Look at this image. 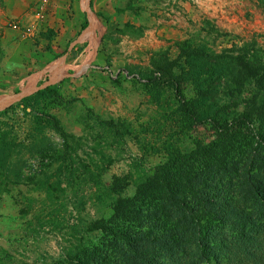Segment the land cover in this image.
Instances as JSON below:
<instances>
[{
    "label": "rangeland",
    "instance_id": "1",
    "mask_svg": "<svg viewBox=\"0 0 264 264\" xmlns=\"http://www.w3.org/2000/svg\"><path fill=\"white\" fill-rule=\"evenodd\" d=\"M86 65L28 97V112L19 102L0 109V148L13 151L0 162V264H55L94 239L88 228L109 215L114 178L133 197L156 167L201 159L203 141L220 145L182 101L222 124L244 114L258 91L251 72L264 66V0H0V103ZM216 151L249 172L228 188L261 199L243 203L254 216L247 239L227 228L200 264H264V148L241 128Z\"/></svg>",
    "mask_w": 264,
    "mask_h": 264
},
{
    "label": "trees",
    "instance_id": "2",
    "mask_svg": "<svg viewBox=\"0 0 264 264\" xmlns=\"http://www.w3.org/2000/svg\"><path fill=\"white\" fill-rule=\"evenodd\" d=\"M97 16L104 20L102 14ZM88 27L86 20L82 31ZM256 67L258 72L253 70L251 77L256 81L258 91L255 95L253 90L248 92V101L240 104L245 108L244 114L231 123L200 119L182 101L187 118L196 128L211 132V139L220 143L217 147L234 138L242 128L264 148V140L260 138L264 129V66ZM262 70L263 78H260ZM46 92H51V88L40 93ZM27 101L28 98L18 103L25 112L29 110ZM70 138L75 137L65 136L64 139ZM217 147L208 149L203 141L195 155L201 159L184 156L156 167L137 184L133 197H126L127 184L114 178L105 189L114 194L111 199L104 200L109 215L88 228V233L96 234L94 239H83L61 255L55 264H200L213 257L215 241L226 242H221L218 237L225 235L227 228L232 229L233 239L244 242L247 239L244 223L254 216L248 218L242 209L243 203L249 198L257 197L258 201L261 197L255 189L247 192L242 189L236 195V191L228 188L227 181L231 177L249 176V172L245 166L239 167L235 157L226 161L224 157L227 155L221 157ZM33 150L36 155L46 158L51 153L48 149ZM12 154L11 147L7 150L0 148V162L7 164ZM19 177L16 171V178ZM230 203L238 208L226 212L224 208ZM253 233L257 234L256 231ZM230 252L241 258V252L235 248Z\"/></svg>",
    "mask_w": 264,
    "mask_h": 264
},
{
    "label": "water",
    "instance_id": "3",
    "mask_svg": "<svg viewBox=\"0 0 264 264\" xmlns=\"http://www.w3.org/2000/svg\"><path fill=\"white\" fill-rule=\"evenodd\" d=\"M89 65L83 66L78 72L76 73H72V74H62L60 76L54 77L52 80H50L49 82H47L46 84H43L41 87H35L32 89H28L27 91L24 92H20L17 93L13 98H11L9 101H7L3 106L0 107V109H2L3 107H6L7 105H10L12 103H18L21 102L22 100L34 95L35 93H37L40 90H44L46 88L52 87L58 83H60L61 81H63L64 79L67 78H77L79 77L81 74H84L88 69H89Z\"/></svg>",
    "mask_w": 264,
    "mask_h": 264
},
{
    "label": "bare ground",
    "instance_id": "4",
    "mask_svg": "<svg viewBox=\"0 0 264 264\" xmlns=\"http://www.w3.org/2000/svg\"><path fill=\"white\" fill-rule=\"evenodd\" d=\"M6 103V100L0 103V107L3 106Z\"/></svg>",
    "mask_w": 264,
    "mask_h": 264
},
{
    "label": "crops",
    "instance_id": "5",
    "mask_svg": "<svg viewBox=\"0 0 264 264\" xmlns=\"http://www.w3.org/2000/svg\"><path fill=\"white\" fill-rule=\"evenodd\" d=\"M88 22H89V21H88ZM90 24H91V23L89 22V26H90ZM88 28H89V27H88ZM88 28H87V29H88ZM85 31H86V30H85ZM34 75H35V74H34ZM34 75H33V76H34Z\"/></svg>",
    "mask_w": 264,
    "mask_h": 264
}]
</instances>
